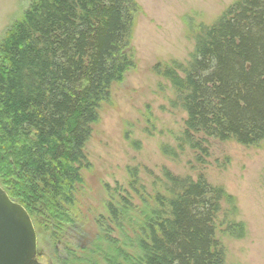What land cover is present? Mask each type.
I'll use <instances>...</instances> for the list:
<instances>
[{
	"label": "trees",
	"instance_id": "obj_1",
	"mask_svg": "<svg viewBox=\"0 0 264 264\" xmlns=\"http://www.w3.org/2000/svg\"><path fill=\"white\" fill-rule=\"evenodd\" d=\"M132 0H34L0 41V186L55 234L80 227L86 245L53 264H223L215 237L241 239L234 198L202 175L163 170L162 190L139 181L90 230L74 209L84 147L110 88L131 66ZM185 62L155 64L185 113L178 147L205 152L206 138L264 142V0H235L210 25L190 22ZM166 151V150H164ZM167 153V152H165ZM132 177V175H131ZM136 201V202H134ZM115 203V204H114ZM124 215L123 224L120 219ZM110 224L120 228L112 236ZM85 228V230H84ZM93 232V234H92Z\"/></svg>",
	"mask_w": 264,
	"mask_h": 264
},
{
	"label": "rangeland",
	"instance_id": "obj_2",
	"mask_svg": "<svg viewBox=\"0 0 264 264\" xmlns=\"http://www.w3.org/2000/svg\"><path fill=\"white\" fill-rule=\"evenodd\" d=\"M33 1L0 0V41ZM234 1L132 0L136 8L126 48L131 66L111 86L108 100L99 108L84 147L87 163L82 183L75 191L74 209L90 230L93 224L110 223L107 206L113 197L128 192L133 196L131 180L135 188L140 182L148 190L159 191L164 169L192 179L202 175L234 198L233 219L243 222L246 230L241 239L223 232L224 223L232 217L224 204L215 230L225 254L223 264H264V142L247 147L206 138L204 153L186 145L179 148L186 115L170 106L171 86L153 71L158 63H185L194 48L190 22L210 25ZM33 224L42 263L51 260L53 264L59 252L60 259H66L89 240L83 238L80 227H71L65 233L69 241L63 245L62 235L55 234L44 219L37 218ZM110 228V235L120 234V228L113 224Z\"/></svg>",
	"mask_w": 264,
	"mask_h": 264
},
{
	"label": "water",
	"instance_id": "obj_3",
	"mask_svg": "<svg viewBox=\"0 0 264 264\" xmlns=\"http://www.w3.org/2000/svg\"><path fill=\"white\" fill-rule=\"evenodd\" d=\"M36 254L37 235L31 217L0 186V264H43Z\"/></svg>",
	"mask_w": 264,
	"mask_h": 264
},
{
	"label": "flooded vegetation",
	"instance_id": "obj_4",
	"mask_svg": "<svg viewBox=\"0 0 264 264\" xmlns=\"http://www.w3.org/2000/svg\"><path fill=\"white\" fill-rule=\"evenodd\" d=\"M65 233H67V231H65ZM63 234L62 236H61V238L59 239V241L63 244V245H65V244H67V242L69 241L68 240V236H67V234ZM60 253V252H59ZM41 252L40 251H38V246H37V254H36V259H37V261H39L40 262V260H39V258L41 257ZM40 263H42V262H40ZM43 264H52V261L51 260H47V262L46 263H43Z\"/></svg>",
	"mask_w": 264,
	"mask_h": 264
}]
</instances>
